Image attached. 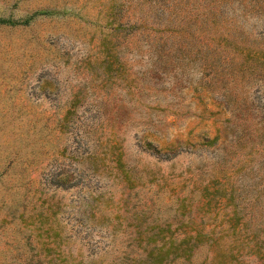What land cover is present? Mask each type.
Returning <instances> with one entry per match:
<instances>
[{"label":"rangeland","instance_id":"374dc122","mask_svg":"<svg viewBox=\"0 0 264 264\" xmlns=\"http://www.w3.org/2000/svg\"><path fill=\"white\" fill-rule=\"evenodd\" d=\"M210 1L0 0V264H151L155 233L213 264L264 233V73L207 80L234 52L202 45ZM222 13L264 45V7Z\"/></svg>","mask_w":264,"mask_h":264},{"label":"trees","instance_id":"16d2710c","mask_svg":"<svg viewBox=\"0 0 264 264\" xmlns=\"http://www.w3.org/2000/svg\"><path fill=\"white\" fill-rule=\"evenodd\" d=\"M229 1H235L240 5L242 3L247 4L253 10H259L261 7H264V0H211L210 9L207 12L194 13L198 21V32L202 45L207 47L213 45L230 46L234 50L232 60L231 62L229 61L231 64L228 66H223L218 61L208 60L207 55L203 57L201 71L207 76V80L218 77V74H226V76L229 75L228 77H230L235 72L242 76L243 73H264V45L248 43L242 39L243 37L234 33L235 30L229 25H232V20L222 13L224 3H228ZM188 16L189 14L186 17ZM4 21L5 19L0 18V22ZM170 22H173V20ZM176 28L177 32L180 33L184 27L182 25H173V27H166L165 29L174 31L173 29ZM226 58L227 56L225 55L222 59ZM212 82H214V79ZM223 88L226 90L225 86ZM231 91L232 89L227 90L229 95L223 94L227 102H230V97L232 96ZM237 214L238 211L235 205L232 216V219H234L233 231L240 228ZM243 225H248V222H244ZM162 229L160 228L159 231ZM246 233V236L243 238L240 236L235 237L230 248L215 252L213 255V264L216 260L217 264H250L251 261L247 260L250 257L251 259L255 257L257 264H264V233L261 232L257 225ZM154 236H157V234L148 235L149 238L146 240L147 245L144 248L145 250L148 248L146 256L151 258V264H163L169 257L188 256L193 246L203 241L198 235H189L179 240L171 236L168 238L165 236L159 238ZM211 242L212 244H217V247L220 246L219 238H212ZM151 243L153 244L150 246ZM245 248L246 251H244Z\"/></svg>","mask_w":264,"mask_h":264}]
</instances>
